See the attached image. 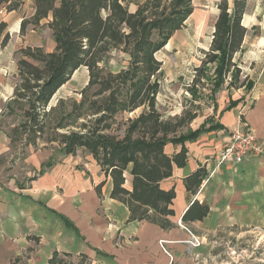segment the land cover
I'll return each mask as SVG.
<instances>
[{
	"label": "trees",
	"instance_id": "obj_1",
	"mask_svg": "<svg viewBox=\"0 0 264 264\" xmlns=\"http://www.w3.org/2000/svg\"><path fill=\"white\" fill-rule=\"evenodd\" d=\"M30 1L32 13L21 20L19 32L24 34L27 24L37 26L49 18L54 47L51 51L30 45L19 49L18 82L5 105L9 112L17 109L21 113L12 131L20 129L32 146L41 139L53 142L65 154L84 148L104 176L110 177V197L127 207L129 221L145 220L170 229L175 225L171 220L175 190L161 182L172 176L174 167L186 164L184 142L213 128L200 124L178 132L190 123L194 112L164 117L157 106L162 62L156 53L185 25L193 12V0H143L136 3L134 11L129 9V0ZM23 3L0 0V7L13 11ZM246 5L247 0L218 2L211 41L190 89L195 98L200 75L211 83L212 99L225 84L238 87L244 82L235 55L247 32L242 22ZM4 27L0 22V36ZM7 39L6 33L2 43ZM112 50L127 55L126 65L117 72L100 65ZM81 66L86 67L88 80L79 91L80 99L59 98L50 105L56 91ZM246 86L250 88L249 81ZM139 107L140 112L127 119L121 133L112 130L118 113ZM169 144L180 147L171 155ZM125 173L131 175L129 188ZM205 176L204 167L196 168L184 177L185 188L195 193ZM104 182L96 185L97 192ZM208 211L206 203L194 200L181 221L200 220Z\"/></svg>",
	"mask_w": 264,
	"mask_h": 264
},
{
	"label": "crops",
	"instance_id": "obj_2",
	"mask_svg": "<svg viewBox=\"0 0 264 264\" xmlns=\"http://www.w3.org/2000/svg\"><path fill=\"white\" fill-rule=\"evenodd\" d=\"M242 22L247 32L235 59L244 82L209 97V112L189 128L200 124L213 128L184 142L186 164L174 167L172 176L161 182L175 190L171 217L175 225L164 230L145 220L129 221L127 207L110 197V177L104 176L91 156L96 171L92 176L56 165L40 168L24 188L0 186V264H80L82 260L90 264H174L175 259L169 262L157 239L185 235L189 239L188 231L195 234L191 230L195 229L203 240L207 233L227 225L264 230V0H247ZM239 120L255 132L262 150L241 162L217 165L215 155ZM179 147L169 144L167 152L172 155ZM198 167L205 168L206 176L192 193L183 179ZM125 176L129 188L131 175ZM102 180L105 182L97 192L96 185ZM194 200L209 206L207 215L184 223L186 227L177 226ZM117 223L125 233L135 231L143 238L131 248L117 246L114 229L108 227Z\"/></svg>",
	"mask_w": 264,
	"mask_h": 264
},
{
	"label": "rangeland",
	"instance_id": "obj_3",
	"mask_svg": "<svg viewBox=\"0 0 264 264\" xmlns=\"http://www.w3.org/2000/svg\"><path fill=\"white\" fill-rule=\"evenodd\" d=\"M139 1L143 0H129V9L134 11ZM219 1L193 0V13L186 20V24L175 32L167 44L156 53L157 59L162 62V71L158 77L160 90L156 96L159 110L164 116L177 114L180 117L185 113L188 115L187 111L195 114L192 121L186 123L178 132L186 131L191 124H197L199 118L207 115L212 103L209 98L211 83L204 75H200V82L196 84L198 89L196 98L190 89L194 87L193 78L196 67L201 65L204 52L210 44L211 28L218 14ZM32 10V3L29 0H25L21 8L13 11L0 7V22L5 23L0 36V186H14L18 189L28 185L38 175L40 168L45 170L51 166L61 165L68 166L72 172H81L83 176L96 174L94 161L84 148H79L73 155L65 154L53 142H44L41 139L37 142L38 145L32 146L26 142V136L20 129L16 132L12 131L20 122L21 113L17 109L9 112L5 105L12 98L13 90L18 82L16 62L20 56L19 49L30 45L51 51L54 47L51 30L47 26L49 18L42 19L37 26L27 24L24 34L19 32L21 20L24 16L29 17ZM6 33L8 39L2 43ZM126 63V53L112 50L100 65L112 72H117ZM87 80L86 67H79L56 91L49 104L55 105L59 98L79 100V91ZM230 86L225 84L221 89ZM218 92L214 97L219 96ZM140 110L141 107L132 112L118 113L112 130L116 128L115 131L121 133L127 119L135 117ZM176 225L179 224L176 223ZM109 226L114 229L113 235L117 246L131 248L130 246H133L137 239L143 238L141 234L139 237L135 231L125 233L119 228L118 223ZM179 226L185 225L181 222ZM191 230L195 234L188 231L189 239L185 235L183 238L166 237L167 240L164 238L156 240L162 251L165 250L170 263L175 259L174 264H264L263 229L227 225L207 233L203 240L199 237L202 234L200 231ZM192 235L199 238V245L191 244ZM168 240H172L173 243L168 244ZM185 240L187 242H182ZM166 243L169 246H165ZM80 264L90 263L82 260Z\"/></svg>",
	"mask_w": 264,
	"mask_h": 264
},
{
	"label": "built area",
	"instance_id": "obj_4",
	"mask_svg": "<svg viewBox=\"0 0 264 264\" xmlns=\"http://www.w3.org/2000/svg\"><path fill=\"white\" fill-rule=\"evenodd\" d=\"M261 150L262 146L255 132L239 120L234 129L229 132L225 145L216 153L215 160L217 165L224 162L238 163ZM179 225H181L180 220ZM190 242L193 245L200 244L199 238L194 235Z\"/></svg>",
	"mask_w": 264,
	"mask_h": 264
}]
</instances>
